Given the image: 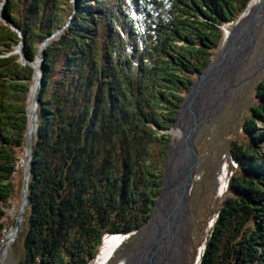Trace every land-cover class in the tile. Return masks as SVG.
Masks as SVG:
<instances>
[{
    "label": "trees",
    "instance_id": "16d2710c",
    "mask_svg": "<svg viewBox=\"0 0 264 264\" xmlns=\"http://www.w3.org/2000/svg\"><path fill=\"white\" fill-rule=\"evenodd\" d=\"M251 2L0 0V252L46 43L20 264H93L108 235L153 219L181 107ZM229 150L237 168L192 260L204 246L199 264H264V81Z\"/></svg>",
    "mask_w": 264,
    "mask_h": 264
},
{
    "label": "rangeland",
    "instance_id": "374dc122",
    "mask_svg": "<svg viewBox=\"0 0 264 264\" xmlns=\"http://www.w3.org/2000/svg\"><path fill=\"white\" fill-rule=\"evenodd\" d=\"M2 5L3 4H1L0 7H2ZM236 25L237 24H231L227 26L226 33L228 31V36L226 35V41L235 30ZM262 32L260 38L256 40L252 52L247 57L246 63L236 74L234 78L236 80H234L232 91L225 101L222 102L221 109L210 114L202 121L201 115L204 113L202 101L206 99V97H200L191 109L188 125L182 131L184 139H186V137L189 139L194 132H197V135L192 147L194 150L190 155V168L192 167L194 182L187 198V203L184 205L183 219L186 223L182 225L183 241L180 251L176 256V264L200 263L204 246L198 248L194 262L192 260L197 243L198 228L202 224L200 221L207 216V214L209 215V210L217 209L224 199V196L220 197L218 195V180L222 166L226 165L229 168L228 183H230V179L233 175V168H237V163L232 157L229 148L232 142L243 138V123L250 116V109L256 104L259 87L264 81V28ZM215 60H217V58ZM37 62L35 63L36 66ZM218 63H216V65ZM37 70H39V67H37ZM171 136L173 145L175 134L172 132ZM189 170L185 177L184 184L188 181ZM17 182L19 192L11 207L7 209L8 217L14 221L17 220L24 204L23 188L25 183V160L20 165V174ZM198 213L201 214L202 217H199ZM214 221L215 220L211 222L210 227L214 225ZM152 222L151 220L143 230L134 233L131 238L126 240L127 243L120 250L112 264L138 259L147 239L146 230ZM23 227L24 230L21 232L20 236L17 239L15 238L12 242L10 255L6 264H20L25 258L23 237L26 228L25 218L23 220ZM14 229L15 227H12L7 233ZM7 233L4 236V241L7 237Z\"/></svg>",
    "mask_w": 264,
    "mask_h": 264
},
{
    "label": "bare ground",
    "instance_id": "6f19581e",
    "mask_svg": "<svg viewBox=\"0 0 264 264\" xmlns=\"http://www.w3.org/2000/svg\"><path fill=\"white\" fill-rule=\"evenodd\" d=\"M257 12L259 13L257 14ZM244 18V25L241 27L242 29L244 28V30L239 34L227 58L223 63L220 64L219 62L212 69L211 73L206 78L205 85L198 93L196 100L183 116L177 128L173 130L175 139L173 137L174 144L169 173L170 187L158 209L154 221L146 230L147 239L143 245L140 256L137 260L132 259L128 262L122 261L119 264H176V256L180 251L183 241L182 225L186 223L183 219L185 207L184 204H182V198L184 194L185 177L190 169L191 155L186 150V139L182 136V131L188 125L191 109L200 97H206V99L202 101L204 109V113L201 115L202 121L210 114L221 109L222 102L225 101L232 91L234 80H236L234 79L236 74L246 63V59L252 52L256 40L259 39L260 35L263 33L264 0H252L250 8ZM37 67H39V62H37ZM36 71L38 73L37 69ZM38 88L39 84L36 77L29 100L31 128L34 122V113H36L35 104L37 101ZM34 108L35 112H33ZM196 135L197 132L191 134L187 145L191 143L193 147ZM228 179L229 168L225 165L221 168L218 180V195L220 197L224 196L226 193ZM15 236V229L7 233L4 242V252L1 258L2 264L7 263L12 242L16 238ZM126 243L127 241H124L123 235L106 237L101 253L94 264H112Z\"/></svg>",
    "mask_w": 264,
    "mask_h": 264
},
{
    "label": "water",
    "instance_id": "95a60500",
    "mask_svg": "<svg viewBox=\"0 0 264 264\" xmlns=\"http://www.w3.org/2000/svg\"><path fill=\"white\" fill-rule=\"evenodd\" d=\"M7 1V0H6ZM5 3H3L2 7H4ZM250 8V6H249ZM248 8V9H249ZM259 12H257L258 14ZM245 15V14H244ZM241 17V19L238 21L235 30L230 34L229 38L227 39V41L225 42L221 54L220 56L217 58V60L213 61L212 64L206 69V71L203 73V75L201 76L200 80L194 85V87L192 88L190 94L187 96V98L185 99L182 107H181V112L180 115L177 119V122L174 125V129L177 128V126L180 124L183 116L186 114V112L190 109V107L192 106V104L194 103V101L196 100V97L198 95V93L200 92V90L203 88V86L205 85V81L207 76L211 73L212 69L216 66V63H218L220 61V64L224 62V60L227 58L228 54L230 53L232 46L234 45V43L236 42L239 34H241V31L244 30V28L242 29L241 27L244 25L243 20L245 19L244 16ZM5 21H7L4 18ZM9 22V21H8ZM15 28V27H14ZM16 29V28H15ZM63 33L60 32L58 35H56L54 38H52L51 40L55 39L56 37H59L61 34ZM26 36L23 35V38H25ZM50 40V41H51ZM24 44V43H23ZM48 46V43H46L43 47H42V51L40 53V59L38 60L39 62V70L38 73H36L35 79L37 77L38 79V84H39V88H38V94H37V101H36V115H35V120H34V124L33 127L29 128V133H28V150H27V154H26V158H25V183H24V204L23 207L17 217V225L15 228L16 231V239L20 236L21 232L24 230L23 227V220L25 217V214L29 208V203H30V178H31V162L33 161V157H32V137L36 134L38 126H39V107H40V100H39V96L41 93V89H42V85H43V77H44V62H45V49ZM17 53L21 54L22 57V62L23 63H30L27 58L25 57L24 53H23V47L22 45L17 47ZM36 63V62H35ZM35 63H31L33 64V66L35 67V69H37V66ZM28 111H29V107H28ZM29 120H30V116H29ZM173 129V130H174ZM173 130L170 132V134L172 135ZM186 150L187 152H189L190 154L193 152V148L191 143L189 145H187L189 143V139L186 137ZM172 153H173V145L171 146L170 149V156L168 158L167 161V165H166V171L164 174V188H163V194L161 197L160 202L158 203V206L156 207L154 216L152 221H154L159 206L161 205L165 195L167 194L168 188L169 186V173H170V165H171V158H172ZM193 172H192V167L189 170V176H188V181L185 184L184 187V195L182 198V204L186 205L187 203V198L191 192V188L193 186ZM229 187V183L226 187V190H228ZM133 235V234H132ZM132 235H123L124 236V241L128 240L129 238H131ZM108 236H120V235H108ZM4 242L3 241V246L0 252V264H2L1 262V258H2V254L4 252Z\"/></svg>",
    "mask_w": 264,
    "mask_h": 264
}]
</instances>
